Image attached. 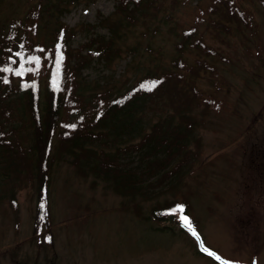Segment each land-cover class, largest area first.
<instances>
[{
  "label": "rangeland",
  "instance_id": "374dc122",
  "mask_svg": "<svg viewBox=\"0 0 264 264\" xmlns=\"http://www.w3.org/2000/svg\"><path fill=\"white\" fill-rule=\"evenodd\" d=\"M35 2L2 0L0 34L9 22L23 18ZM42 2L57 8L42 14L36 39L46 43L62 23L71 30L69 46L73 50H82L91 36L108 35L101 17L109 16L112 21L119 17L114 13L117 0ZM208 2L177 0L170 11L172 22L159 24L155 32L150 26L149 51L119 53L111 62L94 58L83 64L77 71L78 91L87 95L95 83L122 87L146 67L153 72L160 67L171 69L179 26L190 24L196 3ZM242 5L253 24L249 30L232 21L224 35L211 31L209 36L199 29L205 42L227 59L213 62L212 72L216 71L218 79L201 77L197 82L196 87L210 93L214 104L202 109L203 104L195 105L184 97L186 107L204 121L196 117L193 122L201 128L194 132L185 159L180 157L182 165L175 172L179 181L163 184L155 196L163 204L178 200L174 192L178 186L190 187L188 202L197 221L195 232L180 217L178 224H167L165 229L152 220H142L149 202L142 201L136 216L131 206L141 203L138 193L139 202L129 205L132 201L113 192L101 177L79 176L71 165L60 162L53 168L49 184L50 243L44 240V230L38 241L32 232L34 189H21L15 193L17 209L0 211V264H264V7L259 0H243ZM141 31L140 26L129 29L116 44L122 47L121 43L145 40ZM218 39L223 42L216 44ZM181 56L190 58L189 62L193 56L203 58L190 49ZM131 58L138 60L139 69L129 63ZM149 119L150 124L156 120L154 111L144 110L145 125ZM128 157H121V168H139L138 154L131 152ZM163 171L153 172L149 179L155 180Z\"/></svg>",
  "mask_w": 264,
  "mask_h": 264
},
{
  "label": "trees",
  "instance_id": "16d2710c",
  "mask_svg": "<svg viewBox=\"0 0 264 264\" xmlns=\"http://www.w3.org/2000/svg\"><path fill=\"white\" fill-rule=\"evenodd\" d=\"M176 1L117 0L114 13L119 17L115 21L109 16L100 18L108 35L91 36L84 51L69 46L71 30L62 23L46 43L36 39L42 14L48 15L51 8H57L45 6L42 0H36L23 18L9 22L0 34V211L5 212V207L15 211V193L34 189L32 232L37 241L45 233L44 240L50 243L49 184L53 168L60 162L71 165L79 176L89 173L101 177L113 192L128 197L132 201L129 205L138 196L141 203L137 200L138 206H131L136 216L140 215L142 201L149 202L142 220H152L165 229L167 224H178V217L184 215L195 232L197 221L188 202L192 196L190 187L181 189L177 183L174 192L178 200L163 204L155 196L163 184L179 181V173L175 172L182 165L180 157L185 159L194 132L201 128L193 122L196 117L204 121L186 107L184 97L195 105L203 104L202 109L215 101L210 93L200 92L197 82L201 77L218 79L216 71L212 72L213 62L227 57L205 42L203 31L209 36L211 31L224 35L230 21L249 30L253 24L243 0L196 3L190 24L179 26L171 69L160 67L153 72L152 67H146L145 72L122 87L95 83L87 95L76 88L77 71L94 58L107 63L119 53L149 51L150 26L155 32L159 24L172 22L170 11ZM259 2L264 7V0ZM136 26L141 27L145 40L140 38L130 45L118 46L116 42ZM222 42L218 39L215 43ZM189 49L201 53L203 58L193 56L189 62L190 58L181 56ZM131 59L129 63L139 69L138 60ZM144 110L154 111L153 123L149 119L144 124ZM131 152L138 154L139 168L122 169L121 157L130 158ZM160 169L163 173L150 180L152 173ZM177 206H183V211L173 212Z\"/></svg>",
  "mask_w": 264,
  "mask_h": 264
},
{
  "label": "snow or ice",
  "instance_id": "6c2138e0",
  "mask_svg": "<svg viewBox=\"0 0 264 264\" xmlns=\"http://www.w3.org/2000/svg\"><path fill=\"white\" fill-rule=\"evenodd\" d=\"M59 60H60V58H59V56H58L57 67H59ZM18 74H19V73H18ZM172 211H173V212H176V211H181V212H182V211H183V206H177V208H174ZM180 220L183 221V222H185L186 226H188L189 228L191 227L190 224H187V220H188V218H187L186 216L181 215V216H180ZM225 264H229V262H225Z\"/></svg>",
  "mask_w": 264,
  "mask_h": 264
}]
</instances>
